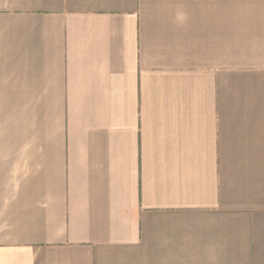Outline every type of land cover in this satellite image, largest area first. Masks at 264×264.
<instances>
[{
	"label": "crops",
	"instance_id": "0c3cea01",
	"mask_svg": "<svg viewBox=\"0 0 264 264\" xmlns=\"http://www.w3.org/2000/svg\"><path fill=\"white\" fill-rule=\"evenodd\" d=\"M0 264H264V0H0Z\"/></svg>",
	"mask_w": 264,
	"mask_h": 264
}]
</instances>
